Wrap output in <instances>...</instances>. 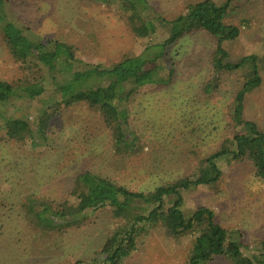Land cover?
I'll return each instance as SVG.
<instances>
[{
	"label": "rangeland",
	"instance_id": "obj_1",
	"mask_svg": "<svg viewBox=\"0 0 264 264\" xmlns=\"http://www.w3.org/2000/svg\"><path fill=\"white\" fill-rule=\"evenodd\" d=\"M4 1L9 21L29 38L66 42L81 64L108 66L124 55L138 54L146 43L131 32L113 5L94 0ZM198 1L148 0L166 19L186 13V7ZM212 1L220 5L225 0ZM224 21L241 27L237 38L224 42L231 60L250 53L263 55L262 83L245 96L243 117L264 131V0L233 1ZM162 36L158 32L155 40H163ZM214 49V38L206 31L187 35L168 49L174 61L171 83L144 86L130 97L128 121L137 138L133 153L115 154L112 131L85 104L65 108L51 119L42 148L33 149L28 142H0V264L87 263L107 247L109 236L122 222L103 208L93 211L79 228L41 234L31 230L24 217L25 198L60 200L81 171L132 191L152 190L193 172L197 161L189 151L203 156L233 134L228 107L240 78L214 74L209 60ZM26 65L11 55L0 33V79L16 86L22 80H36L39 73ZM207 82L219 84L209 96L203 91ZM37 100L25 101L27 108L16 114L36 115L41 107ZM219 164L220 180L184 191L182 210L189 215L199 206L211 208L221 226L238 232L241 250L249 254L256 245H264V181L253 176L246 157ZM193 246V236L175 239L160 228L151 229L121 264H186ZM208 264L230 263L217 257Z\"/></svg>",
	"mask_w": 264,
	"mask_h": 264
},
{
	"label": "trees",
	"instance_id": "obj_2",
	"mask_svg": "<svg viewBox=\"0 0 264 264\" xmlns=\"http://www.w3.org/2000/svg\"><path fill=\"white\" fill-rule=\"evenodd\" d=\"M94 1L113 5L122 13L131 32L146 40L138 54L124 55L108 66L81 64L72 45L58 39L29 38L23 29L9 21L5 1L0 0V33L4 43L16 60L39 73L36 80L34 77L22 80L17 86L0 79V142H28L33 149L42 148L41 141L51 119L65 108L85 104L97 111L105 127L112 131L116 155L135 152L137 138L128 121V100L144 86L170 84L174 61L168 49L187 35L203 30L215 41L209 59L214 74L240 78L228 107V125L234 132L203 156L196 150L189 151V157L197 161L193 172L152 190L132 191L103 176L81 171L60 200L25 198L21 207L30 229L59 235L85 225L93 211L109 208L112 217L122 222L98 257L84 264H121L138 248L141 237L156 228L175 239L194 237L186 264H208L217 257L230 264H264V245L261 243L249 254L244 253L238 232L221 226L211 208L199 206L189 215L182 210L184 191L220 180L221 161L229 163L246 157L253 176L264 181V131L243 117L245 96L262 83L263 55L250 53L234 61L230 59L224 42L237 38L241 27L224 20L235 0H225L220 5L212 0L191 3L186 13L172 19L156 13L148 0ZM160 31L163 40H155ZM218 87L219 84L207 82L203 91L209 96ZM33 100L41 105L36 115L16 114L27 108L25 101Z\"/></svg>",
	"mask_w": 264,
	"mask_h": 264
}]
</instances>
